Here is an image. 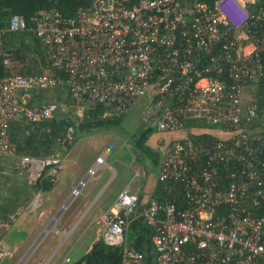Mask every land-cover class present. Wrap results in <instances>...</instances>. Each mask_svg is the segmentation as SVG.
Masks as SVG:
<instances>
[{
	"label": "built area",
	"instance_id": "2783aa9c",
	"mask_svg": "<svg viewBox=\"0 0 264 264\" xmlns=\"http://www.w3.org/2000/svg\"><path fill=\"white\" fill-rule=\"evenodd\" d=\"M25 31L40 40L65 80L47 73L0 77V156L16 155L13 122L39 123L58 113L60 104L43 103L42 96L30 105L33 90L64 83L72 102L87 99L120 115L145 98L141 121L158 132L159 181L168 191L169 182H179L185 206L168 194L141 206L124 188L102 216V240L121 248L120 264H147L130 244L129 230L141 220L153 232L152 264H264V123L258 132L249 129L261 119L264 0H90L71 16L38 11L31 23L14 14L0 28L3 65L14 55L5 37ZM191 121L211 123L221 135L164 137L185 133ZM106 156L96 158L60 210L108 166ZM16 167L36 184L44 172L58 176L62 159L55 149L44 158L19 155ZM12 256L0 241V264ZM70 263L66 256L63 264Z\"/></svg>",
	"mask_w": 264,
	"mask_h": 264
},
{
	"label": "trees",
	"instance_id": "16d2710c",
	"mask_svg": "<svg viewBox=\"0 0 264 264\" xmlns=\"http://www.w3.org/2000/svg\"><path fill=\"white\" fill-rule=\"evenodd\" d=\"M207 1L210 4L213 2V0ZM89 2L90 0H0V28L6 27L10 17L14 14L24 16L31 23L32 16L38 11L59 10L65 15L71 16L79 6L86 5ZM31 38L36 40L35 57L31 53ZM5 47L14 55L9 65H3L0 59V77L13 74L47 73L60 78L62 81L65 80V76L51 66L45 47L32 32L8 33L5 37ZM262 61L264 64V52ZM57 87L61 93L60 99L63 98L65 104H70L73 98L65 84H59ZM256 98L260 105L261 119L249 126L252 133L259 131L260 125L264 123V76L258 83ZM29 104L34 105L32 101ZM82 105L84 106L82 117H77L75 120L64 117L68 115H62L58 111L55 117L39 123L13 122L10 126L9 136L10 143L15 148V154L44 158L49 156L56 146L67 138L69 132L118 127L125 115L109 114L104 105L87 99L82 101ZM201 124L200 121H191L188 124V129L185 130L186 134L196 138L217 137L216 134L218 133L212 134L211 128L202 127ZM147 136L148 133H143L139 142L144 141ZM52 179V176H46V172H44L34 185H30L27 180H24L21 185H13L11 197L4 198L0 202V226L2 224L9 225L11 215L16 213L18 207L31 200L32 192H30V189H33L34 193L41 188L43 190L50 189L53 183ZM167 186H173V190L168 196L174 199L179 207H184L185 197L182 185L177 181H173L169 182ZM160 193L163 197L162 190ZM152 235L151 228L141 220L134 221L129 230L130 244L136 250L145 254L147 264L153 263ZM2 236L0 234V241ZM121 260L120 247L108 245L103 240L98 239L85 255L71 264H120Z\"/></svg>",
	"mask_w": 264,
	"mask_h": 264
},
{
	"label": "rangeland",
	"instance_id": "374dc122",
	"mask_svg": "<svg viewBox=\"0 0 264 264\" xmlns=\"http://www.w3.org/2000/svg\"><path fill=\"white\" fill-rule=\"evenodd\" d=\"M35 44L36 40L31 38V53L33 57H35ZM30 94L32 97H36L41 94L44 101H55L60 104L59 107L61 110H66V112H68L67 109L69 108L71 111L68 114L72 118L74 115L82 113V103L77 104L74 101L70 102L68 105L65 104L63 98L62 100L60 99L61 93L59 92L58 87L42 91L33 90ZM145 101V98H143L131 112L124 115L121 124L118 127L104 128L90 133L92 139L88 153L94 150V153L96 151L97 154L99 149H108L111 152L108 157V162L118 171V175L115 182L110 186L108 192L101 198V200H99L97 204L95 203V205L90 208L88 214L80 223L74 234L69 236L76 226H71V229H69L70 226L63 227L62 221H65V219H67L74 210L80 209L81 213L90 206L91 202L95 199L103 185L112 175L111 168L100 169L97 172V175L89 181L82 194L72 202L70 209L68 207L59 215L58 211L64 203V200L60 202V204H62L59 207L51 208L42 221L37 224L36 231L33 228L35 224L34 217L37 216V214L44 208H47L46 199L48 194L46 193L43 194L44 203L36 213L23 212L19 219L13 223V227H8V225L2 224L0 226V234L3 235L1 241L8 245L13 251V256L7 257L2 264H63L66 254L71 257L72 261H76L91 249L93 243L97 239H102L103 236H99V229H96L97 226L100 228L103 225V221L99 218L94 221L91 229L89 228L85 230L87 224L91 221L92 215H98L101 212L99 208H102L103 210L107 205H110V203H114L121 188L135 176V169L137 167L140 168L141 174L139 177H136L135 182L131 184V187L133 188L140 185L144 181L146 171L145 164L150 163V165H153L152 159L155 158V154L153 153V149H151L152 147L148 144L146 145V151L139 150L142 156V159L140 160H134L133 155L129 150V147H134L136 141L141 139L143 131L147 127V125L141 121V111ZM207 127L212 130H219V127L212 125L211 123H207ZM155 134L156 129L151 132L149 138ZM180 134L181 132H166L164 133V137L169 140L171 138L178 137ZM131 138H133V140L130 141V145L128 147L125 142ZM148 147H150V149ZM96 154H93L92 158H89V156L83 158L82 163L84 167L95 161ZM18 157L19 156L17 155L0 156V167H2L0 168V202L4 200V198L9 196L11 197L13 193V185H21L24 180L27 179L26 172L20 174L16 169ZM125 172L127 173V176L125 175ZM76 183H78L77 180L69 184L68 190H70V192L71 186L74 184L76 185ZM112 191L114 192L112 193ZM67 197L68 195L66 198ZM17 213L19 214L20 212ZM18 214L15 215V217L13 215L12 218H16ZM57 215L60 217L58 216L55 223H53ZM44 220L47 225L40 232L42 228L39 227H43L42 223ZM49 226V229H55L56 227L60 232L57 231V234L55 230H51L52 232L45 236L46 234L43 232L45 229L47 230V227ZM60 228L63 229V232H61L62 230H60ZM61 233H66V236ZM61 241H65L62 246ZM58 248L60 249L57 253H55ZM26 256H28V258Z\"/></svg>",
	"mask_w": 264,
	"mask_h": 264
},
{
	"label": "crops",
	"instance_id": "0c3cea01",
	"mask_svg": "<svg viewBox=\"0 0 264 264\" xmlns=\"http://www.w3.org/2000/svg\"><path fill=\"white\" fill-rule=\"evenodd\" d=\"M40 96H42V95L39 94L38 97H32L31 96V97H29V101H32L34 104H36V103L39 102ZM37 99H38V102H37ZM41 99H42L41 102H43V103L46 102V101L43 100V96L41 97ZM61 104H63V103H61ZM67 110H68V112H66V110H61V108H59V113H61L62 115L67 114L68 116H64V117H69V118H71L73 120H75L77 117H82V114H76L72 118L68 114V113H70L71 110L69 108ZM154 129H156L155 126H153V125L152 126H148L147 125V127L144 129L143 133H145V132L148 133V136L146 138H144V141H142V142H139V140H137L136 143L134 144L135 146L132 147V148H130L129 145H130V141L133 140V138H131L129 140H126V142H125V144L129 147V150L132 153L134 160L142 159L141 158L142 156H141L139 150L146 151V149H147L146 145L147 144L150 147H152L151 149H153V153L155 154L154 155L155 158L152 159L153 165H150V163L145 164L146 171H145L144 181L140 185L136 186L135 188L131 187V184L135 182L136 177H139L140 174H141L140 168L137 167L135 169V176L133 178H131V181L126 183L121 188V190L118 193V196H119V194L121 193V191L124 188L130 189L131 192L137 194L140 197L141 206H145L146 204H148L150 199L153 198V197L163 198L161 196V193H160L161 190L163 191V194H168V195L170 194V192H172V190L168 191V189H165L161 185V182L159 181V170H160V164H161V153H160V150H159V147H158L159 145H158V132H157V129H156V134L153 135L151 138H149V135H151V132H153ZM150 130H151V132H150ZM95 131H98V130L78 131V132H75V133H71L72 134V138L71 139L67 136L66 139L62 140L59 143V145L56 146L55 152L62 159V167H61V169H60V171L58 173V176H56V177H54L52 179L53 180L52 187L50 189H47V190H43L41 188V189L37 190L35 193H34L33 189H30V192H32L31 200L29 202L26 201L25 205H20L18 207L16 213L11 215V222L9 223L8 227L9 226L13 227V223L16 222L19 219L20 215L23 212L36 213L38 211V209L43 205V203H44L43 202V194L46 193V194H48L47 199H46L47 200V208H44L41 212H39L37 214V216L34 217L35 224H34L33 228L36 231L37 224H39V222L42 221V219L51 210V208L59 207L62 204V203L60 204V202L62 200L65 201L67 199L66 196L67 195L69 196L70 193H71L70 190H68L69 184L72 183L73 181H76V180L78 182L81 178H83L85 176L87 170L89 169V167L92 166V164L95 162V161H93L92 163H89L88 166H86V167H84V165L82 163L83 158H86L87 156H89V158H92V155L96 154V151L94 153V150L92 152L88 153L89 148H90L91 139H92L91 138L92 136L90 135V133L91 132H95ZM218 132H219V130H211L212 134L213 133L216 134ZM186 133L187 132H185V133L181 132V134L178 137H183L184 135H186ZM216 135H221V134H216ZM141 147H143V148H141ZM150 147H148V148L150 149ZM91 149H92V147H91ZM103 152L107 153L106 160H107V163H108V166H106L103 169L111 168L112 169V175L107 180V182L103 185V187L101 188V190L99 191V193L97 194L95 199L91 202L90 206L86 208V210L82 211L81 213H80V209L74 210L70 214V216L67 219H65V221H62L63 227L64 226H70L69 229H71V226H74V227L76 226L75 229L70 233L69 236H72L74 234V232L76 231V229L78 228L80 223L83 221V219L88 214L90 208H92V206L95 205V203L97 204L99 202V200H101V198L110 189V186L116 180V177L118 175V171L108 162V157L110 156L111 152L108 149H99V152L96 154V158L99 155H101ZM156 157H157V160H156ZM96 158H95V160H96ZM16 169H17L18 173H20V174L21 173L23 174L25 172L24 169H22V168H17L16 167ZM125 175L127 176L126 172H125ZM26 180L28 181V179H26ZM28 183H29V181H28ZM30 185H32V184H30ZM74 186H76V185L74 184V185L71 186V190H72V188ZM164 191H167V192H164ZM113 192L114 191H112V193ZM38 193H40L41 198L39 200V203L36 204L33 201H34V198L37 196ZM118 196L116 197L115 201L117 200ZM113 204L114 203H112V204L110 203V205H107L103 210H102V208H99V210H101V212L98 215H96V214L92 215L91 221L87 224L85 230L89 229V228L91 229L92 224L94 223V221L97 218H99L101 221H103V218H102L103 214L106 213L107 211H109ZM69 209H70V206H69ZM64 211H65V209L63 208V209L60 210V213L64 212ZM17 212H20V213L18 214ZM17 214H18V216L16 218H14L15 219L14 220L12 218V216L14 215V217H15V215H17ZM46 225H47V223H45V220H44V222L42 223L43 227H39V228H42L41 230L39 229L40 232L43 230V228ZM49 227H47V230L49 229ZM97 228L99 229V232H100L99 236H103V233H104V230H105L104 221H103V225L100 228L97 226L96 229ZM47 230H45V232H43V233H46ZM51 230H55V232L57 234H58V232H60L55 227V229H49L45 236H47L48 233L52 232ZM60 230H62L61 232H63L62 228H60ZM40 232H39V234H40ZM39 234H38V236H39ZM61 234L65 235L66 233H61ZM58 236H60V235H58ZM64 242L61 241V246H62V244ZM60 248H58L55 251V253H57ZM66 256H69V255L66 254ZM72 262H74V261H72V259H71V263Z\"/></svg>",
	"mask_w": 264,
	"mask_h": 264
},
{
	"label": "bare ground",
	"instance_id": "6f19581e",
	"mask_svg": "<svg viewBox=\"0 0 264 264\" xmlns=\"http://www.w3.org/2000/svg\"><path fill=\"white\" fill-rule=\"evenodd\" d=\"M66 206H67V204H66ZM66 206L63 207V208L66 209V208H67ZM63 208H62V209H63ZM59 215H60V214H59ZM59 215H58V216H59ZM58 216L54 219L53 223H55V221L57 220ZM59 217H60V216H59ZM49 228H50V227H49ZM45 230H46V229H45ZM45 230H44V232H45ZM48 230H49V229H48ZM48 230H47V231H48ZM47 231H46V233H47ZM46 233H45V234H46ZM31 252H32V251H31ZM31 252H30V253H31ZM26 257L28 258V256H26Z\"/></svg>",
	"mask_w": 264,
	"mask_h": 264
}]
</instances>
